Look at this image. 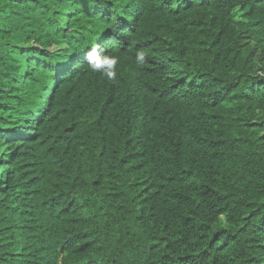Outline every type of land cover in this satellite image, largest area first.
I'll list each match as a JSON object with an SVG mask.
<instances>
[{"label": "trees", "instance_id": "1", "mask_svg": "<svg viewBox=\"0 0 264 264\" xmlns=\"http://www.w3.org/2000/svg\"><path fill=\"white\" fill-rule=\"evenodd\" d=\"M245 34L264 0H0V264H264Z\"/></svg>", "mask_w": 264, "mask_h": 264}, {"label": "rangeland", "instance_id": "2", "mask_svg": "<svg viewBox=\"0 0 264 264\" xmlns=\"http://www.w3.org/2000/svg\"><path fill=\"white\" fill-rule=\"evenodd\" d=\"M235 21L238 23V25L241 27L242 31H244L243 26L241 25L242 19L240 16L235 17ZM244 39L242 41V52L244 54H249L251 56V59L254 64V73L255 76L259 77V81L261 84L264 83V60L262 61L260 54L258 50H256L255 43L252 39H250L247 34H245ZM249 124L251 126L257 127L258 124L264 122V114L260 113L259 111H255L248 117ZM259 135L262 134V132H258Z\"/></svg>", "mask_w": 264, "mask_h": 264}, {"label": "clouds", "instance_id": "3", "mask_svg": "<svg viewBox=\"0 0 264 264\" xmlns=\"http://www.w3.org/2000/svg\"><path fill=\"white\" fill-rule=\"evenodd\" d=\"M104 49L99 45L94 46L88 52L86 59L88 60L89 66L93 71H100L102 69H113L115 64L117 63V59L115 57H110L103 55ZM137 59L142 61L144 59L143 54L139 53L137 55ZM110 79L115 77L114 71H107L104 73Z\"/></svg>", "mask_w": 264, "mask_h": 264}]
</instances>
